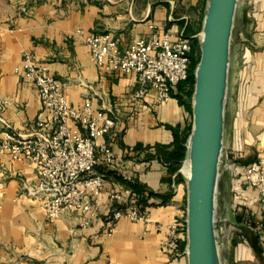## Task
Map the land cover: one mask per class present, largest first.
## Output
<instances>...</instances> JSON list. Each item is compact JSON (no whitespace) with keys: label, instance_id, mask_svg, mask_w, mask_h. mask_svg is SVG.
Segmentation results:
<instances>
[{"label":"crops","instance_id":"crops-1","mask_svg":"<svg viewBox=\"0 0 264 264\" xmlns=\"http://www.w3.org/2000/svg\"><path fill=\"white\" fill-rule=\"evenodd\" d=\"M207 1L0 0V141L10 130L6 124L28 133L46 114L37 86L17 70L23 52L30 50L66 83L71 103L89 98L95 108L105 107L116 117L117 127L103 138L119 160L118 168L111 169L116 177H109L113 187L132 189L124 179L132 175L134 182L166 197V201L162 196L149 200V222L123 217L111 234L103 216L82 227L79 215L65 211L51 222L39 202L27 194L26 185L36 180L34 166L0 152V264H188L187 256L175 258L161 246L165 234L156 224L185 218L186 184L176 182L174 176L168 180L166 163L156 149L172 147L175 132L191 133L192 110L179 101L177 88L163 102L154 90L132 100L131 93L142 86L139 74L99 68L76 29L111 32L121 38V48L134 38H149L153 24L160 33L184 31L195 40ZM242 7L240 3L237 20ZM254 9L258 14H254L257 31L250 41V131L244 149L236 147L235 152L242 164L264 159V0H254ZM246 199L250 223L234 229L233 215L227 245L224 236L225 264H264V202L253 191ZM107 203L105 192L102 207ZM181 244L186 245V237Z\"/></svg>","mask_w":264,"mask_h":264},{"label":"built area","instance_id":"built-area-1","mask_svg":"<svg viewBox=\"0 0 264 264\" xmlns=\"http://www.w3.org/2000/svg\"><path fill=\"white\" fill-rule=\"evenodd\" d=\"M151 27L154 30L149 38H134L125 48H121V38L111 32H86L80 27L76 31L99 68L139 74L142 86L131 93L132 100L139 101L154 90L157 100L163 102L189 76L193 40L184 31L160 33L156 25ZM17 70L37 86L46 114L28 133L6 124L10 130L0 141V152L34 166L37 176L33 184L26 185L27 194L39 202L46 217L53 222L65 211H72L79 215L82 227H88L103 216L109 234L123 217L149 222L148 207L132 189L113 187V180L98 170L101 165L108 169L119 166L114 149L103 139L117 127L116 117L105 107L95 108L89 98L71 103L66 83L53 76L48 65L39 62L30 50L23 52ZM238 157L228 150L227 171L236 200L233 212L241 206L247 208L246 195L250 191L264 202V159L242 164ZM124 179L134 182L132 175H124ZM105 192L108 203L102 207ZM246 212L249 218L248 208ZM156 226L165 234L162 249L175 258H185L186 247L181 244L186 237L185 218L175 217Z\"/></svg>","mask_w":264,"mask_h":264},{"label":"water","instance_id":"water-1","mask_svg":"<svg viewBox=\"0 0 264 264\" xmlns=\"http://www.w3.org/2000/svg\"><path fill=\"white\" fill-rule=\"evenodd\" d=\"M241 0H208L192 94V128L180 169L186 184L188 264H225L227 218L224 176L228 163L227 111L233 39ZM188 162L189 172H184Z\"/></svg>","mask_w":264,"mask_h":264},{"label":"rangeland","instance_id":"rangeland-1","mask_svg":"<svg viewBox=\"0 0 264 264\" xmlns=\"http://www.w3.org/2000/svg\"><path fill=\"white\" fill-rule=\"evenodd\" d=\"M242 10L238 17L234 39H233V62H232V75H231V87L230 98L227 111V127H228V150L231 153L237 152L238 149H244L242 146L246 143L249 136V86L251 78L248 74L250 68V41L253 38L256 29V18L254 14H258V10L254 9V0H241ZM256 11V13H255ZM198 37L193 40V45L196 48V57L199 60L200 56V40ZM194 91V84L189 83L184 86L181 91V95L186 101V106H190L192 110V96L188 95V92ZM246 146V145H245ZM239 153V152H238ZM184 161L180 167L182 168ZM168 170V167H167ZM181 172V171H180ZM230 180V174L226 170L224 176L223 196H224V209L227 220V227L225 231V244L227 245V239L231 240L229 235L231 224L233 219V205L235 204V193L228 185ZM184 183L185 180H180ZM229 231V232H228ZM230 237V238H229ZM227 251V248H226ZM227 254V253H226Z\"/></svg>","mask_w":264,"mask_h":264},{"label":"trees","instance_id":"trees-1","mask_svg":"<svg viewBox=\"0 0 264 264\" xmlns=\"http://www.w3.org/2000/svg\"><path fill=\"white\" fill-rule=\"evenodd\" d=\"M192 62L190 65V71L188 78L181 82L176 88L178 89V93L176 94L177 98L182 104H187L184 98L181 95V91L184 89V86L189 83H195V68L198 62V58L196 57V48L193 45V50L191 53ZM188 95L192 96L193 92H188ZM190 132L186 133H178L175 132L174 141L172 147L165 146H157V155L158 157L166 163L167 170V178L172 181V176L175 175V181L178 182L180 180H184L183 174L180 172V167L187 155V140ZM99 171H102L106 174L107 177H116L114 171L108 169L106 166L101 165L98 167ZM125 182L136 192L137 197L143 205L147 206L151 204L149 200L153 197H164L163 201H166V197L164 195H160L158 193L147 190L144 186H142L139 182ZM246 207L241 206L234 212V220L233 224L235 228L238 230L242 227H247L250 223L248 218V214L246 212ZM184 247V245H183Z\"/></svg>","mask_w":264,"mask_h":264},{"label":"bare ground","instance_id":"bare-ground-1","mask_svg":"<svg viewBox=\"0 0 264 264\" xmlns=\"http://www.w3.org/2000/svg\"><path fill=\"white\" fill-rule=\"evenodd\" d=\"M184 172L185 173L189 172V164H188V162H186L185 165H184Z\"/></svg>","mask_w":264,"mask_h":264}]
</instances>
